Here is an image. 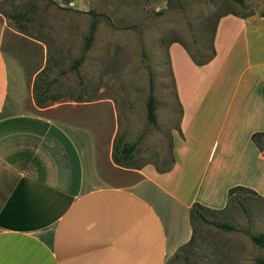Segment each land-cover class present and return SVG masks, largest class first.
<instances>
[{
	"label": "crops",
	"instance_id": "obj_1",
	"mask_svg": "<svg viewBox=\"0 0 264 264\" xmlns=\"http://www.w3.org/2000/svg\"><path fill=\"white\" fill-rule=\"evenodd\" d=\"M263 29L255 11L220 15L202 65L170 42L172 165L122 167L109 151L103 175L91 127L33 112L0 21V264H164L191 238L192 203L219 212L235 185L264 202V157L250 139L264 132Z\"/></svg>",
	"mask_w": 264,
	"mask_h": 264
},
{
	"label": "rangeland",
	"instance_id": "obj_2",
	"mask_svg": "<svg viewBox=\"0 0 264 264\" xmlns=\"http://www.w3.org/2000/svg\"><path fill=\"white\" fill-rule=\"evenodd\" d=\"M253 11L263 17L264 0H243L242 6L234 0H0L2 48L23 66L33 104L39 83L48 86L43 107H31L33 112L61 116L93 129L103 175L109 170L108 152L112 153L115 141L120 138L129 143L138 136L132 161L125 166L151 163L164 169L170 162V133L177 129L180 112L167 45L181 42L192 52L207 53L220 15ZM19 14L22 18H17ZM92 21L93 39L82 52ZM260 33L264 45V29ZM81 54L77 75L70 65ZM259 61L264 63V51ZM149 77L154 126L146 120ZM79 96L81 101H77ZM259 146L264 151V138ZM103 152L107 156L102 168ZM203 212L210 222H226L234 229L196 219L192 241L178 250L179 258L169 257L164 264H185L183 256L191 264H254L255 258L263 256V250L249 238L250 234L264 235L263 201L242 190L223 210Z\"/></svg>",
	"mask_w": 264,
	"mask_h": 264
},
{
	"label": "trees",
	"instance_id": "obj_3",
	"mask_svg": "<svg viewBox=\"0 0 264 264\" xmlns=\"http://www.w3.org/2000/svg\"><path fill=\"white\" fill-rule=\"evenodd\" d=\"M234 1L237 4H239L240 6L243 5V0H234ZM227 13H232V12H227ZM233 14L243 17L249 13H247V14H245V13H239V14L233 13ZM17 18H22V15L21 14L17 15ZM94 28H95V23L92 21L89 25L87 33L85 34V36L83 38L82 52H85L89 48V46L92 42V39H93ZM214 28H215V24H214L213 29H212V33H211V37H210V44H209L207 53H204V52L198 51V50L196 52H192L186 45H184L181 42H178L183 47V49L185 50V52L187 53V55L189 56V58L191 59V61L195 65L205 64L214 56V53H215L214 47H213ZM82 59H83V54L74 58L71 65H70V69L75 70L77 75H78V72H77L76 68L79 66ZM51 80H53V79H51ZM40 85H42V83H39V86L36 87L38 98L35 101V104L37 107H42V105H41L42 96L43 97L46 96L47 91H48L47 85H44L43 87H41ZM151 90H152V79L149 77V93L147 95L146 102H145L146 120H147V123L149 125L154 126L156 123L155 114H154L155 101H154V97L152 96ZM260 92H261V95L264 99V83H262L260 85ZM55 98H56V96H54V99ZM81 100H82V97L79 96L77 101H81ZM139 138H140V136H138L136 140L129 142V143L122 141L120 138L117 139L115 141V143L113 144V151L111 153V158H112L113 163L126 167L125 164L132 161L133 152H134V150L138 144ZM262 138H264V132H253L250 135L251 141L259 149V151L262 153V155L264 157V151L259 146V141ZM168 146H169V161H170L169 165L164 169H158L157 168V170L159 172L168 170L173 163V156L171 153V142L170 141L168 143ZM242 190L247 191L249 189H247L246 187L240 186V185H235V186L228 188L227 189L228 199H230L231 197L236 198L237 194ZM240 206H241V209L243 211H245L244 206H242V204H240ZM203 210H204V208L202 206H200L198 203H192L191 204V206L189 208V220H190V223L192 225V235H191V238L189 239V241L184 246H186L187 244H189L192 241L193 232H194L193 231L194 220L199 219V220L204 221V222H210L206 218ZM210 223L213 224L214 226L219 227V228L224 229V230H233L234 229V227L232 225H230L229 223H226V222L212 221ZM249 238H250L252 243H254L260 249L263 250V256L260 258H255L254 264H264V235L262 233L250 234ZM184 246H182V247H184ZM181 248H179V249H181ZM172 257L173 258H179L180 257L179 252L178 251L175 252ZM182 259L185 262V264H191L185 256H183Z\"/></svg>",
	"mask_w": 264,
	"mask_h": 264
}]
</instances>
